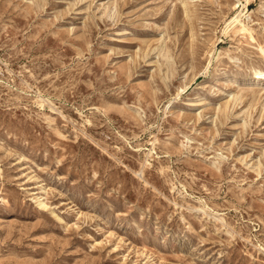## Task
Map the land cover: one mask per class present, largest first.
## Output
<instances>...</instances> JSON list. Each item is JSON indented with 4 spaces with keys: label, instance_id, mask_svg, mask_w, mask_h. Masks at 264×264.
<instances>
[{
    "label": "rangeland",
    "instance_id": "1",
    "mask_svg": "<svg viewBox=\"0 0 264 264\" xmlns=\"http://www.w3.org/2000/svg\"><path fill=\"white\" fill-rule=\"evenodd\" d=\"M254 71L264 0H0V264H264Z\"/></svg>",
    "mask_w": 264,
    "mask_h": 264
},
{
    "label": "bare ground",
    "instance_id": "2",
    "mask_svg": "<svg viewBox=\"0 0 264 264\" xmlns=\"http://www.w3.org/2000/svg\"><path fill=\"white\" fill-rule=\"evenodd\" d=\"M237 16V15H236ZM235 16V18L233 19V21L232 22H237L238 21V19H237V17ZM238 23V22H237ZM241 24V23H240ZM239 24V25H240ZM239 31H241V32H244V31H247V29L245 28V25H242L241 24V26L239 27ZM253 75H254V78L255 79H261V78H264V71H254L253 72Z\"/></svg>",
    "mask_w": 264,
    "mask_h": 264
}]
</instances>
